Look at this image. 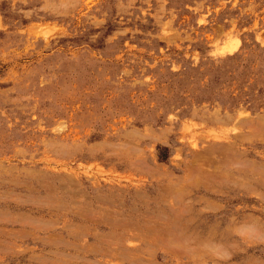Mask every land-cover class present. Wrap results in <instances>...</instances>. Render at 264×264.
<instances>
[{"label":"rangeland","instance_id":"obj_1","mask_svg":"<svg viewBox=\"0 0 264 264\" xmlns=\"http://www.w3.org/2000/svg\"><path fill=\"white\" fill-rule=\"evenodd\" d=\"M0 264H264V0H0Z\"/></svg>","mask_w":264,"mask_h":264},{"label":"bare ground","instance_id":"obj_2","mask_svg":"<svg viewBox=\"0 0 264 264\" xmlns=\"http://www.w3.org/2000/svg\"><path fill=\"white\" fill-rule=\"evenodd\" d=\"M119 223V222H118ZM159 238V237H158ZM161 241V240H160ZM159 246V245H158ZM116 251V250H115Z\"/></svg>","mask_w":264,"mask_h":264}]
</instances>
